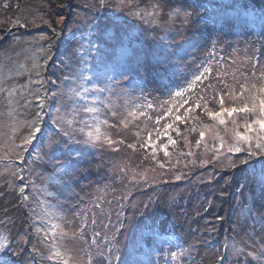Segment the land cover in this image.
<instances>
[{"label": "rangeland", "instance_id": "obj_1", "mask_svg": "<svg viewBox=\"0 0 264 264\" xmlns=\"http://www.w3.org/2000/svg\"><path fill=\"white\" fill-rule=\"evenodd\" d=\"M47 1L28 0L24 4L23 0H20L21 8H25V5H27V9L34 8L32 14L25 13L26 28H31L29 29L30 33L26 34H22V28L25 27L11 29L13 26H20V24H15L17 20L12 19L20 8L18 7L16 10L15 8H10L6 11L5 7H0V12L5 10L4 12L9 14L10 17V19L9 17L6 19L8 24H0L5 28V30H0V39L4 38L5 34L7 36L14 33L20 34L15 36L12 42L0 51V164L5 161H16L18 159L22 165L21 172H29L27 173L29 179L24 181L28 186H32V189L27 192L28 202L30 204L36 203L34 196H39L37 203L31 208L35 212L33 230L38 231V233L33 234L34 243L38 242L43 246H49L52 242L54 253L59 251L60 256L61 254L75 256V260L79 261L80 264H91L90 261L95 255L98 256L97 259L100 262L99 253L103 252L107 256L109 250H111L112 258L104 260L105 264H174L176 258L174 259L171 256V252L181 254L183 247L178 244L179 240H181L180 238H177L178 241L176 243L174 239L161 243V241L156 239L158 234L154 231L155 241L152 240L150 243H155V245L151 248L145 245L144 240L139 242L136 238L132 240V245L124 246L123 244L120 247L115 241L109 242L105 240L104 233L100 230L101 226H107L105 224L107 217L103 219L105 216L101 213L102 203L100 202L103 198L93 204L95 202L94 199L92 201L93 206H90L92 209L88 213L89 202L85 203L82 200H78L80 197L73 201L74 193L71 182L74 166H71V164L80 163L84 157L83 151L87 150L88 147L91 148V152L94 155L100 152L102 146L112 149L121 147L119 139L115 137L119 136L120 130L116 128L113 129V133L109 132L108 125H106L108 122L106 116H110L112 120L115 119L114 123L117 124V127H121L123 123L130 122L138 115H141V113L148 118V124L153 126L154 129L156 126L163 124L160 119L162 118L163 120L162 115L156 109H153L154 105L162 107L163 104L160 103L158 97H156L155 102H152L149 96L150 92L143 86L145 77L148 74V66H145V64L149 60V54L153 56L152 59L157 63H164L166 66H171V63L174 62L177 51L175 45L172 43L167 44L168 46L164 45L166 47L152 45H154L153 41L160 43L158 38L157 40L154 39L155 35L158 37L159 34H162V36L165 34L167 30L166 24L169 19L167 9L174 4L175 0H114L116 2L115 5H117L115 8L124 16L122 18L124 24L121 20L115 21L116 32H104L100 28H96L97 30L94 31L90 29V25L82 23L84 30L78 32H71L67 29L62 30L60 32L62 39L57 38L55 45H51L52 40L44 33L55 32V30L53 31L51 25L49 26L46 17L43 18L44 20L39 19H42L41 12L49 13L50 16L54 14L55 23L60 24L62 16L57 13V10L55 11L50 0ZM67 1L75 2L74 0ZM108 1H106V6H109ZM215 3L219 6H216ZM228 4L229 0L206 1L205 9L207 14L204 23L220 24L218 18H222L223 23H225L224 20H232L234 23L230 26L234 31L229 32L231 36H242L254 30L253 35L255 37H253V40L258 46L264 44V11L253 7L241 6L240 2H235L229 6ZM131 14H135L140 30L136 29L135 23L134 26L133 24L125 25L126 16L132 17ZM36 15L39 16L37 17ZM114 16L118 18V12ZM37 19L47 25L45 26L46 29L34 24ZM89 21H96L100 26L106 24L111 26L113 23L107 20L102 21L94 16H91ZM34 25L35 30L32 28ZM150 34L152 35L150 36ZM187 34L189 35V33ZM212 37V40L207 45L205 43V46H202L203 51L204 47H209L211 44L214 47L216 46L215 39L217 36L214 35ZM248 38L251 37L245 39ZM218 43H221L220 38ZM101 44H103V55L98 54L96 51V47ZM233 49L235 51L230 50L227 52L230 54L228 59L232 64V71L236 67L238 74H245L241 71H245L246 65L252 63L249 62L243 52L239 51L241 49L240 46H235ZM143 50L146 51L144 56H139V53ZM107 54L109 57L106 56ZM256 57L258 58V56ZM254 58L253 60L256 64L257 62ZM153 62L151 60V63ZM261 72L264 73L263 69ZM254 80H256L253 83L255 87L250 86L248 89L256 92L261 86H264V76ZM77 92L80 95H76ZM168 93H171L170 89H168ZM151 95H155L153 91ZM233 100L230 102L228 98L227 105L224 106H233ZM236 100H234V105L240 107L242 101ZM85 107H95L99 111L97 113H87L83 111ZM106 107L111 108L114 113L111 115L107 110L105 112L104 109H107ZM241 116L242 114H234L233 117L225 115L226 124L220 125L217 120H213L209 116L194 121L198 114L190 112L183 121H178L172 124V128L167 129V131L173 129V137L178 139V143L174 144L175 149H167V152L170 151L168 156L161 155L157 147L154 153L152 150L153 146L145 150L141 147L142 144L139 143L141 148L136 152V156H134V153H129V150L126 149L122 151L121 155L116 153V155L112 156V163L108 161L107 164L109 168L111 167L118 171L119 179H122V176L135 178L134 180L141 176L149 179L153 177L159 179L164 174L168 178L180 176L181 179L185 180L186 176L193 174L191 171L195 169L193 165L196 164L194 161H197V159L199 160L198 162H201L200 167L202 168L206 166L205 164L213 163L214 161L233 162L234 153L226 151L227 144L233 142L231 133L226 132V129L235 127L233 124L230 125L228 121L235 119L239 125L238 130L243 131L245 120ZM117 118H120L121 124L119 121L117 122ZM102 120L106 123H101ZM188 123H191L192 128L196 131H205L207 138L205 140L200 138V145L205 147V145H211L217 140L220 142L219 137H224L226 141L225 150H220L221 154L218 156L216 150L215 152H208L211 151L208 150L206 152H198L194 156L193 161L186 158L185 149L197 146L198 141L197 138H195L196 142L195 139H192L191 133L194 130L190 131L187 128L186 125ZM34 125H38L41 131L37 134L32 144L24 145L23 141L29 136ZM97 126L100 127L101 140L93 142L88 136V132L92 131L95 135ZM65 131H69L73 140L80 144L78 145L80 147L79 152L73 160V150L70 151V164L57 161L59 152L56 148L57 146L54 145V140H60L59 137L69 138L64 136ZM104 135H107L117 143L109 145L103 139ZM162 141L164 140L162 139ZM137 144L135 143L136 148ZM161 144L168 146L171 143L161 142ZM181 148L184 149L181 150ZM144 155L148 158L159 160L160 168L149 163V165L144 166L138 172L134 166L139 163L143 164ZM214 156H216L215 159H213ZM18 157H23V161ZM63 158H67V154L62 153L58 159L61 160ZM32 160L37 162V164L41 163V165L45 163L44 168H42L45 173H43L44 175L41 179H38L37 185L31 177L34 179L38 178L42 169L36 170L34 167L37 164L32 163ZM104 164L105 162L103 161V164L101 166L98 164L96 168L105 172ZM195 166L198 167L197 165ZM2 170L7 169L1 167L0 172ZM106 176L100 177L99 172L97 175L91 174L88 178L89 183L86 191L95 195L102 192L106 193L108 191L106 188ZM205 177H208V174ZM199 181H201V178ZM200 189H205V186L201 185ZM245 192L246 190H242L240 198L235 202L233 227L238 229V233L242 235L245 254L249 256L247 252L252 251L255 256L259 257L255 258L253 256L255 258L253 263L259 264L260 260L264 258V194L261 193L259 197H255V208L252 205L256 218L246 208L247 206L244 207L243 200L247 197L244 195ZM162 197L161 206L163 210L166 209L167 205L170 207L176 200V197L166 198L164 193H162ZM203 198L204 196L199 195L196 201L193 200L191 203L194 204L200 199L202 203H205ZM137 200L138 198L132 204H135ZM71 201L78 207L74 215L70 214L64 223L65 210L63 209V203L69 206ZM202 203L201 207H204L205 204L203 205ZM97 204L100 207H96L95 205ZM177 205L174 206V209H177ZM20 208L22 209L19 205L18 212L15 214H18L21 218L24 211L21 212ZM139 209L141 208L137 205L134 212L137 214V211H140ZM199 209V206L194 204L193 211ZM12 210L10 209V211ZM153 213L151 214L153 215ZM85 220L87 223L83 233L88 235V239H84V236L80 235L79 231L80 224ZM93 220L96 221L95 224L92 223ZM103 220H105L104 223ZM112 221L108 231L113 230L114 227L118 228L120 225L119 216L115 214H113ZM133 221L138 224V227L141 224L140 230H142L144 229L142 228L143 225L148 220L143 221L142 223L144 224L142 225L141 219L133 214L131 219H128L127 223L125 222L126 229L128 228L126 235H128ZM149 221L151 225L153 220ZM1 223L0 221V232L2 233ZM20 223H23V221ZM100 223H103V225H100ZM54 225H59V227L54 229ZM19 226V224H16L15 229H18L16 231L17 235L23 241L22 228ZM73 233H76V235L74 236ZM93 233H100V235L94 236ZM135 233L138 234L139 232L136 231ZM140 243L143 245L140 246ZM62 246L65 247V252H62ZM141 253H144L146 257H144V254L141 255ZM233 255H236V253ZM119 256L122 261L118 263ZM262 264H264V261Z\"/></svg>", "mask_w": 264, "mask_h": 264}, {"label": "trees", "instance_id": "obj_2", "mask_svg": "<svg viewBox=\"0 0 264 264\" xmlns=\"http://www.w3.org/2000/svg\"><path fill=\"white\" fill-rule=\"evenodd\" d=\"M44 1L47 0H43V2ZM74 1L75 2H69L67 0H50L55 11L57 10V13L62 16L60 24L55 23L56 18L53 16L54 14L50 16L49 13L41 12L42 19L39 20H44L43 18L46 17L49 26L51 25L52 30H55V32H44L52 40L51 45H55L57 38L62 39L60 33L62 30L67 29L71 32L84 30L82 23L90 25V29L94 31L97 30L96 28H100L103 29L104 32H116L115 21L121 20L124 24L122 20L124 16L115 8L117 5H115L116 2H114V0ZM106 1H108L109 6H106ZM206 1L210 2V0H175L173 2L174 4L167 9L169 19L167 24L165 23L167 26L165 34L163 36L159 34L158 37L154 34V39L157 40L158 38L160 43H155L156 41H153L154 45L152 46H164L172 43L177 49V51L175 50L176 57L173 60L174 62L171 63V66H166L164 63H157L152 59L153 56H151V54H149V60L145 64V66H148V74L145 77L143 86L150 92L149 96L152 102H155V99H157L156 97H158L160 103L163 104L162 107H156V105L153 107V109H156L157 112L162 115L163 120L162 118L160 119L163 121V124L156 126L154 129L153 126L148 124L147 117L138 115L135 119L123 124L120 123V118H117V122L119 121L121 124V127H117V124L114 123L115 119L112 120L110 116H106L108 118L106 125H108L109 132L113 133V129L116 128L120 130L119 136H114L119 139L121 147L119 149H112L102 146L100 152L94 155L91 152V148L87 146L88 149L83 151L84 157L81 159V162L76 165L71 164V166H74L71 182L74 193L72 199L74 201L78 199L77 197H80L78 200H82L85 203L89 202L88 213V211L92 209L90 206H93L100 198H103L100 202L102 203L101 213L105 216L103 219L107 217L105 223L107 226H101L100 230L104 233L105 240L109 242L115 241L119 247L123 244L124 246L132 245V240L136 238L139 242L144 240L145 245L151 248L155 245V243L150 242L152 240L155 241L154 231H156L158 234L156 239L161 241V243L170 239H174L176 243L178 241L177 238L181 239L178 244L183 247V250L174 261V264H254L255 258L259 257L255 256L249 249H247L249 251L247 252L249 256L245 254L242 235L238 233V229L233 227V214L235 202L240 198L242 190H246L244 195L247 196L245 200H243L244 207L247 206L246 208H248L253 215L256 214L252 208V205L254 206L256 201L255 197H259L261 193L264 194V155L249 157L247 151H241L240 153H234L235 156L232 163L216 161V164L214 161L213 163L205 164L206 166L203 168L200 167L201 162H198L199 160L197 159V161H194L196 164H192L195 168L191 171L193 174L186 176L185 180L176 179V177L168 178L164 174H162L159 179L156 177L149 179L143 176L139 177L137 180L127 176H122V179H119L118 171L111 167L109 168L107 164L108 161L112 163V156L116 155V153L121 155L122 151L126 149L129 150V153H134V156H136V152L141 148L139 147L140 144L147 141L149 134L151 135V140L155 147L159 149L160 154L168 156L170 151L165 154V150L160 146L163 145L161 142H169V136H171L176 144L178 143V139L173 137V129L167 131L165 128L166 124L172 125L178 122L175 121L176 115L184 116L185 109L191 107L194 109L192 113L195 112V114H198V120L203 119L208 116L207 111L215 112L219 110L220 105L218 101L220 96H224L225 105H227L228 98L231 102L234 97L239 95L241 85H244V87L248 89L256 82L254 79L262 76L261 70L263 69L264 71V44L258 46L253 40V37H255L253 35L254 30L245 34L246 36H231L229 32L234 31L230 26L234 23L232 20H224L225 24L222 22V18H218L220 24L204 23L207 14L205 9ZM23 2L25 4L28 0H23ZM235 2H240L241 6L244 7H253L264 11V0H229L228 6ZM215 5L219 6L216 3ZM0 7H5L6 11L10 8H15V10L18 7L20 8L12 18L17 20L15 24H20V26H13L11 29L26 28L25 13L32 14L34 9H27V5H25V8H21L20 0H0ZM4 11L0 12L3 13L0 14V24L7 23L6 19L9 17V14H6ZM117 12L118 18L114 16ZM186 13L187 15H185ZM36 16L38 17L39 15ZM91 16L100 18L102 21H112L113 23L111 26L110 24L100 26L96 21H89ZM131 16L132 17L126 16L127 21L125 25L133 24L134 26L135 23L136 29L140 30L135 14H131ZM35 21L34 24L41 26L42 29H46L45 26L47 25L39 22L38 19ZM25 28H22V34L30 33L29 29L31 28ZM32 28L35 30V25ZM0 30H5V28L0 25ZM187 33H189V35ZM152 34H150V36ZM17 35L20 34L14 33L9 36L5 34V37L0 39V51L11 43ZM214 35L217 36L215 39L216 46L214 47L213 44H211L209 47H204L203 51L202 46H205V43L207 45ZM247 37L251 38L245 39ZM219 38L221 43H218ZM235 46H240L241 49H239V51L243 52L249 62L252 63L246 65L245 71H241L246 75L238 74L235 69L236 67L234 68L235 72L232 71V64L228 59V55L230 56V54L227 52L230 50L235 51L233 49ZM145 52L146 51L143 50L139 53V56H144ZM106 56H108V54ZM256 56H258V58ZM253 58L258 65L254 63ZM151 60L154 62L151 63ZM204 67H209L211 71L206 73L205 77H202L200 81H197L195 85L189 88V90L183 94V99L170 95L180 89L188 88L194 76L203 72ZM168 89L171 90L170 94L168 93ZM151 90L154 92V96L151 95ZM252 92L255 93L254 90ZM184 100H187L188 103L184 104ZM205 101H207V109L203 107ZM197 102L202 105L199 109L195 108ZM106 108L107 109H104L105 112L107 110L111 115L114 113L111 108ZM169 109H171V111H169ZM103 121L104 120H102V122ZM194 121H196V118H194ZM228 121L230 125H232L231 119ZM196 124L198 123L196 122ZM186 126L190 131H193L194 128H192L191 123H188ZM199 132L200 130H194L191 133L193 140L195 138L200 140ZM137 133H139V135H137ZM164 133H167V135ZM206 138L207 135L205 134L202 140ZM59 139L58 141L54 140V145L57 146L56 148L59 152L57 161L70 164V151L73 150V160L79 152L80 147H78V145L80 144L73 140L72 137L71 139L59 137ZM162 139L164 141H162ZM135 143H138L137 148L136 146L129 147V145H135ZM219 144L220 142H218V140L211 145H205V147L199 144V146L185 149L184 153L186 158L193 161L194 156L198 154V152H206L208 150H211L208 152H215L216 148L214 145L219 147ZM152 146L153 145H148L143 148L148 150ZM244 147L246 148L247 145H244ZM168 148L170 150L175 149L174 144H169L167 146V149ZM47 149L49 150V148ZM182 149L184 148H181V150ZM221 150H225V148ZM62 153L67 154V158L60 160L58 158ZM245 159L248 160V163L241 164L240 161ZM103 161L105 162V172L102 169L98 170V168H96L98 164L101 166ZM31 162L37 164V162L33 160ZM159 162L160 161L157 159H151L144 155L143 164L141 165L139 163L134 166V168L139 172L140 169L149 165V163L160 168ZM233 163L236 164V167L231 166ZM202 164H204V162H202ZM44 165L45 163L42 165L38 163L36 167H34V165L33 167L36 170H41L44 168ZM1 167H5L7 170H2L0 172V221L2 222V233L0 232V237H6V241H2L4 243V248L0 249V264H80L79 261L75 260L76 257L72 255L61 254V256L57 257L52 248V242L49 246H43L38 242L34 243L33 234L38 233V231L33 230L35 212L31 210V208L37 203V198H39V196H34L36 203L33 204H30L28 199H22L19 193L21 182L18 179V176H24L25 179L28 180L29 177L27 173L29 172H21L22 165L19 163L18 159L16 161H5L0 164V168ZM96 171L97 173L99 172L100 177L107 175L106 188L108 191H105L106 193L102 192L101 194L95 195L86 191L89 183L88 178L91 174L97 175ZM43 173H45L44 169L41 170L38 178L36 177V179H34L31 177L36 185L39 182L38 179H41L44 175ZM207 174L208 177H205ZM200 178L201 181H199ZM201 185L205 186V189H200ZM31 189L32 186L29 185L25 192L27 197V192ZM162 193L166 195V198L176 197L175 202L170 207L167 205L165 210H163L161 206L163 201ZM199 195L204 196L203 199H205V203H202L201 199L195 202L194 204L198 205L200 209L193 211L194 204L191 202H193V200L196 201ZM137 198V202L132 204ZM94 199L95 202L92 204ZM73 201H71L69 206L63 203V209L65 210L64 223L68 216L70 214L74 215L77 210L78 206L74 204ZM201 203L203 205L205 204V206L201 207ZM176 204H178L177 209H174ZM19 205L22 207V209L20 208L21 212L24 211L23 217L21 218L18 214H15L18 212ZM137 205L141 208L139 209L140 211H137L139 214L134 212ZM10 209L13 210L10 211ZM152 212H154L153 215L151 214ZM113 214L119 216L120 225L118 228L114 227L113 230L108 231L113 222ZM133 214L141 219V223L145 220L148 221L145 222V225L142 223V228H144L142 230H140L141 224L138 227V224L133 221L128 235H126L128 228L126 229L125 222L127 223L128 219H131ZM116 220L118 219L116 218ZM149 220H153L151 225L149 224ZM22 221L23 223H20ZM104 222L105 220H103V223ZM103 223H100V225H103ZM16 224H19V227L22 228L23 241L22 239L20 240L17 235L16 231H18V229H15ZM72 225L74 224L72 223ZM136 231L139 233L136 234ZM80 235H83L84 239H88L87 234L83 233ZM142 245L143 244L140 243V246ZM61 248L62 252L66 251L64 246ZM237 248L243 250L242 254L233 255L236 253ZM144 253H141V255ZM253 256H255V258ZM97 257V255L93 256V259L90 261L91 264H101V261L99 262ZM144 257H146L145 254ZM119 261H122L120 256L118 257V263ZM263 261L264 258L260 260L259 264H262ZM103 264L105 263L103 262Z\"/></svg>", "mask_w": 264, "mask_h": 264}, {"label": "snow or ice", "instance_id": "obj_3", "mask_svg": "<svg viewBox=\"0 0 264 264\" xmlns=\"http://www.w3.org/2000/svg\"><path fill=\"white\" fill-rule=\"evenodd\" d=\"M185 15H187V13ZM102 50H103V44H101L99 47H96V51L98 54L103 55ZM210 71L211 69L209 67H204L203 72H200L198 75L194 76L193 80L189 83L188 88L180 89L179 91H176L174 94H170V95H174L175 97H179L183 99V94L187 92L189 88H191L193 85H195L197 81H200L202 77H205V74L209 73ZM261 75L264 76V73H262ZM252 87L254 88L255 86L253 85ZM97 90L99 91V89ZM76 95H80V93L77 92ZM235 99H239L242 101V104L240 107H236L234 105ZM234 100L232 102L233 106L225 107L224 106L225 105L224 96H220L219 101H218L220 105L219 111H215V112L207 111V115L213 120H217L220 125L226 124L225 115H227V117H233L234 114H242L241 118L245 120V123L243 125L244 127L243 131L238 130L239 125L237 124V121L235 119L231 121V123L235 125V127L232 129H226V132L231 133L232 140H233L231 144H227L226 151L228 153H240L241 151H247L249 154V157L264 155V86H261L258 90H256L255 93H253L251 89H246L244 85H241L239 95L237 97H234ZM183 103L187 104L188 101L184 100ZM201 107L202 105L199 102L195 104V108L199 109ZM203 107L207 109V101L204 102ZM83 111L87 113H97L99 109L95 107H85ZM169 111H171V109H169ZM192 111H194V109L191 107L185 109L184 116L176 115L175 121H183L188 116V114ZM141 115H143V113H141ZM196 119L198 120V117ZM101 123H106V122H101ZM165 128L170 129L172 128V125L166 124ZM40 131H41V128L38 125H34L32 128V131L29 133V136L26 139H24L23 144L24 145L32 144L33 141L36 139L37 134ZM164 134L167 135V133H164ZM137 135H139V133H137ZM64 136L69 137L71 139V133L69 131H65ZM88 136L91 138V141L93 142L100 141L101 140L100 127L97 126L95 128V135L93 134L92 131H89ZM199 136L201 139H203L205 137V131H200ZM103 139L109 145L117 143L116 141H113L111 138H109L107 135H104ZM219 139H220L219 147H216L214 145V147L216 148L217 156L221 154L220 150L224 149L226 145V141L224 137H219ZM168 140H169V143L175 144V141L171 138V136L168 137ZM199 144H200V141L198 140L197 146H199ZM148 145H153L152 150L154 153L156 150V147L153 141L151 140L150 134H149L147 141L144 144H142L141 147H147ZM243 145H247V147L246 148L242 147ZM129 147H135V145H129ZM160 147H162L165 150V154H167V145H161ZM18 158L23 161V157H18ZM215 158L216 156L213 157V159ZM240 163L247 164L248 160L247 159L241 160ZM231 166L236 167V164L233 163ZM18 179L20 180L21 185H22L19 187V193L21 194V198L26 200L28 199V197L27 195H25V192H26V189L28 188V184L24 183L25 181L24 176H18ZM176 179H181V177L177 176ZM95 206L100 207V205L98 204ZM86 223L87 221L85 220L80 224L79 231L81 234H83ZM92 223L95 224L96 221L93 220ZM53 227L55 229V228H58L59 225H54ZM73 235L75 236L76 233H73ZM93 235L99 236L100 233H93ZM2 241H6V237H0V249L4 248V243ZM242 252H243L242 249H239V248L236 249L237 255L242 254ZM181 253H182V250H181ZM55 255L59 257L60 252L57 251ZM178 255L179 254L177 252H171V256L174 259L178 258ZM111 258H112L111 250H109V253L107 256L103 252L99 253V259L101 261V264H103L104 260L111 259Z\"/></svg>", "mask_w": 264, "mask_h": 264}]
</instances>
